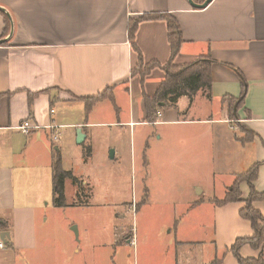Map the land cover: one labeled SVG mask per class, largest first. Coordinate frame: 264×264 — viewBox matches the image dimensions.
Here are the masks:
<instances>
[{"label": "crops", "instance_id": "obj_1", "mask_svg": "<svg viewBox=\"0 0 264 264\" xmlns=\"http://www.w3.org/2000/svg\"><path fill=\"white\" fill-rule=\"evenodd\" d=\"M0 8V264H68L73 237L64 227L54 234L41 215L52 175L50 185L37 180L40 164L50 163L51 170L54 153L64 149L60 144L51 149L58 143L52 142L54 127L80 130L84 141L114 128L117 138L128 137L132 168L137 164L148 186L155 176L166 179L157 189L143 188L131 230L124 224L130 202L119 205L116 228L128 236L97 242V248L112 249L100 264H238L233 244L254 236L239 214L248 184L240 185L239 202L218 206L215 201L257 163L254 189L264 193V0H213L205 9L187 0H0ZM160 13L173 16L182 35L175 66L200 57L213 62L211 98L182 97L147 122L143 96L153 97L165 74L153 69L143 85L138 75L131 76L139 63L127 31L130 19ZM135 45L145 65L167 64L166 23H140ZM106 91L113 103L104 99L88 114L76 100ZM200 94L209 102L205 113L195 104ZM118 97L126 102L125 119L92 121L96 107L105 101L115 106ZM229 99L237 103L232 106ZM121 111L118 107V116ZM65 112L76 116L68 119ZM25 121L38 129L22 134L17 127ZM104 148L107 158L113 149L116 159V147ZM169 179L182 186L173 187V180L169 185ZM81 184L88 185L84 179ZM252 207L264 216V202ZM78 252L74 264L90 262ZM239 256L264 261V243L258 250L244 245Z\"/></svg>", "mask_w": 264, "mask_h": 264}, {"label": "rangeland", "instance_id": "obj_2", "mask_svg": "<svg viewBox=\"0 0 264 264\" xmlns=\"http://www.w3.org/2000/svg\"><path fill=\"white\" fill-rule=\"evenodd\" d=\"M205 101L203 95L200 94L196 98L195 104L200 107V110L203 109L204 111V107H208L209 105L207 104L209 102L206 103ZM116 102L115 106L108 101L102 102V104L94 110L95 114L93 115L92 121L115 122L118 119H125L126 110H124L123 105H126V102L124 98L118 97ZM59 107L61 110L62 107L58 106V108ZM118 107L122 110L119 116L116 113ZM65 113L66 116L68 115V119L76 116V112L71 114H69V112ZM203 113H205V111ZM75 130V128L59 130L60 141L50 148L55 149V147L60 144L61 147L64 148L60 151L63 170L72 173V175L76 176L81 181L82 179L86 180L88 185L82 187L84 188V194L80 195L77 200L76 196L73 195L71 183L66 181V206L56 208L52 202L51 193L48 199L42 204L44 207L41 208V215L49 220V228L54 234L56 233L55 229L64 227L66 234L73 237V248H68V264H72L74 260L80 259L79 250L83 251L85 260L88 261V258L90 259V262H87V264H100V259L110 255L112 249L108 251L107 249L97 248L95 244L97 242H102L103 239H112L113 241V235L115 237L114 239H117L118 242L119 240L121 241L124 236H128L126 233L122 234L121 231H117L116 228L118 227L117 225H119V220H116L115 213L118 214L120 212L119 205L124 202H130V209H128L129 211L126 216L127 220L124 224L127 230H131V228L134 227L133 223L136 221L134 217L136 216L137 209L142 206L141 198L143 195V188L151 186L153 189H157L162 187L161 183L165 182L166 179L165 181L162 179L160 180L155 176L152 181L149 182L148 186L146 176L145 180L141 179L137 164L135 169L132 168L130 162L131 157L129 156L128 137L124 135L121 136V138H117L114 128H104V130L98 131L97 136L91 134L85 141L83 139L80 144L76 142L77 135L72 138H67V135L72 136ZM230 132L232 133V130ZM236 135L238 136V134ZM106 144L118 149V156L116 159H111L110 157V151H113V149L108 150L107 154L109 158L106 157V150L104 148ZM87 148H89L90 153L88 157H85ZM119 154H122V156ZM43 159H45V157ZM48 164L49 166L47 163L45 165L42 162V164H40L42 169L37 172V180L42 181V179L45 178L47 182L46 185H50L49 182L52 175L50 163ZM209 177L210 176H208V179ZM211 178L216 181L218 180L215 176H211ZM170 180H173V187L182 186V182L180 183L181 180L169 179V185ZM28 181H34V179L29 175ZM52 211H57L55 212L57 214L51 213ZM139 223L138 220L137 224ZM84 229L88 231V237L83 233ZM73 251H77L78 256H76V253L72 254ZM117 251L119 252L120 250L117 248ZM121 252L122 251H120V253ZM125 252L126 255L132 254L131 249H126ZM20 258L24 260L23 257ZM96 258L98 259L94 262Z\"/></svg>", "mask_w": 264, "mask_h": 264}, {"label": "trees", "instance_id": "obj_3", "mask_svg": "<svg viewBox=\"0 0 264 264\" xmlns=\"http://www.w3.org/2000/svg\"><path fill=\"white\" fill-rule=\"evenodd\" d=\"M163 20L167 26L168 32V43L170 47V58L164 66H160L158 63L151 62L145 65L142 62V57L139 49L135 45L136 30L140 23L145 21H161ZM128 38L134 52L137 54L139 65L132 71L131 76L138 75L141 79V84L145 82V78L153 69H161L164 71V79L158 87L153 97L143 96L144 109H146L147 122H151L153 117L158 113L162 112L165 108H173L178 100L182 97H186L189 100H193L198 93L205 95L207 99L211 98V85L212 78L210 77L212 61L209 57H200L191 64L183 66H175L174 58L177 56L180 45L182 43V35L180 32L179 25L175 18L166 13L160 14H145L140 18L130 19L128 26ZM240 79L243 81V77ZM245 87H243L242 96L245 93ZM107 99L113 103V95L111 93L103 92L100 96L95 98L76 99L84 104V111L86 114L102 100ZM229 103L234 104L237 101L229 99ZM240 104V101H239ZM237 104V106H239ZM232 118V117H231ZM248 134H246L247 136ZM250 138V137H249ZM89 149L85 152V157H88ZM53 161L51 164L52 174V202L56 208L66 206L65 202V182L69 181L74 186L76 191V198L84 194V188H82L81 181L72 173L63 170L62 158L60 154L54 153ZM259 164H255L250 170L236 176L233 185L227 191L226 196L222 200H216L215 204L218 206L228 205L231 202L240 201V190L239 187L242 182L247 183L249 187V197L245 203L243 209L240 210L239 214L242 218L250 222L251 228L254 230V236L250 239L237 240L232 248L231 253L238 261V264H264L262 260L254 259H242L239 256V252L244 245H250L253 249H260L264 243V216L258 214L252 207L253 203L264 202V193H257L254 189V181L257 178ZM79 202V201H78Z\"/></svg>", "mask_w": 264, "mask_h": 264}, {"label": "built area", "instance_id": "obj_4", "mask_svg": "<svg viewBox=\"0 0 264 264\" xmlns=\"http://www.w3.org/2000/svg\"><path fill=\"white\" fill-rule=\"evenodd\" d=\"M17 128L24 135L25 134H30L33 130L38 129L36 126H33L28 121H25V123L21 124ZM54 129L56 130V132L52 136V142L53 143H56V142L59 141V138H60V133L57 131V129H59V127H54ZM130 244L132 245L133 244V241H130ZM0 247H3V244L2 243H0Z\"/></svg>", "mask_w": 264, "mask_h": 264}, {"label": "water", "instance_id": "obj_5", "mask_svg": "<svg viewBox=\"0 0 264 264\" xmlns=\"http://www.w3.org/2000/svg\"><path fill=\"white\" fill-rule=\"evenodd\" d=\"M189 5L196 9H205L207 5H209L213 0H206L203 4H196L193 0H187ZM1 10V8H0ZM77 139L76 142L78 144L82 143L84 137L80 130H77ZM110 157L113 158V151H110ZM4 235H7L6 233Z\"/></svg>", "mask_w": 264, "mask_h": 264}]
</instances>
